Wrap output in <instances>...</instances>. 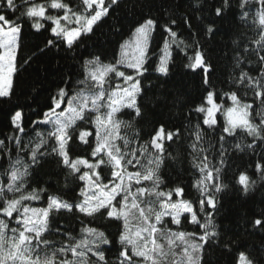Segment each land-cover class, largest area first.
I'll use <instances>...</instances> for the list:
<instances>
[{
    "label": "snow or ice",
    "instance_id": "obj_1",
    "mask_svg": "<svg viewBox=\"0 0 264 264\" xmlns=\"http://www.w3.org/2000/svg\"><path fill=\"white\" fill-rule=\"evenodd\" d=\"M120 4L0 0V100L12 99L17 75L39 59L37 52H76ZM189 8L199 21L193 31L192 15L181 17L189 37L172 16L163 24L143 18L119 45L118 58L105 62L90 54L82 59L80 78L62 77L63 86L38 119L26 123L24 106L11 110L13 134L0 139V264H212L210 250L217 247L230 264H264V244L254 252L215 221L230 173L232 187L245 196L264 187V0H189ZM229 18L247 32L232 39L225 91L213 82L211 52L196 37L214 38L218 22ZM158 28L160 54L151 47ZM26 29L48 35L43 47L25 57ZM150 56L156 57L152 64ZM177 60L185 76L199 77L203 92L183 114L187 124L172 125L157 119L156 107H186L179 88L171 97L166 91L151 109L141 98L145 73L170 78ZM173 145L185 149L197 174L195 199L184 198V186L168 188L162 178V166L179 158L169 151ZM76 148L84 154H75ZM46 164L79 181L75 200L40 186L38 170ZM41 200L44 206L33 205ZM64 212L79 221L76 234L58 222ZM242 219L246 232L264 234V207Z\"/></svg>",
    "mask_w": 264,
    "mask_h": 264
},
{
    "label": "trees",
    "instance_id": "obj_2",
    "mask_svg": "<svg viewBox=\"0 0 264 264\" xmlns=\"http://www.w3.org/2000/svg\"><path fill=\"white\" fill-rule=\"evenodd\" d=\"M211 3L212 0H207ZM188 13L192 15L193 31L199 25V21L195 19L197 14L191 13L189 8V0H121V4L112 14L105 18L101 25L95 29V34L91 38H87L85 43L74 53H65L52 50L47 55H40L39 59L30 61L28 65H24L15 80V94L10 101L0 100V139L5 136H11L12 129L9 123V113L16 106H24L28 120L39 118V114L49 104V98L56 89L62 85V77L72 76L73 80L80 78L82 59L89 58L91 55L99 54L102 58H106L105 62H111L119 56V45L129 39L134 26L141 22L143 18L148 16L155 17L160 24L167 22L172 16L182 25L177 29L181 31L185 37H189V31L183 27L181 17ZM219 31L214 38H201V42L210 50L213 63L215 65V76L213 82L225 91L228 90L224 81L228 76L231 68V49L232 39L240 31L247 32V29L238 28L237 24L231 18L218 22ZM249 39L254 38V33L248 32ZM47 33H35L33 30L26 29V35L23 41L22 54L26 57L37 46L43 47ZM163 44V34L157 29L153 33V41L151 47L159 53V48ZM156 60L155 56H150V64ZM147 79L143 81L146 94L141 98V102L146 108L151 109L155 105L156 100L162 98V94L166 91L171 97L177 88L183 93V101L186 107L183 109L170 106L159 105L156 107L157 119L171 121L172 125L181 123L187 124L183 119V114L188 108L195 103H199L203 89L199 82V77L185 76L184 70L177 60L173 68V74L170 78L159 77V74L152 72L151 69L145 73ZM219 121L222 123L223 118L217 114ZM121 119L128 120L130 116L122 115ZM195 123V121H193ZM145 130L151 129V124L144 123ZM147 138V137H146ZM211 139V137H208ZM27 141L28 137L24 138ZM214 143V140H213ZM169 151L173 155L179 153L178 159H169L165 166H162V178L168 188L177 185L185 187L186 199H195L199 194L192 187L197 174L190 168L188 156L183 147L173 145ZM75 154L83 155L84 152L80 148H76ZM239 163V161L237 162ZM7 167V165H4ZM3 169H0L2 172ZM48 173H53L49 175ZM38 175L43 182L40 186L47 187L48 192L59 194L64 199L73 201L78 197L80 183L75 177L67 175L64 171L54 169L51 165H45L38 170ZM2 178V177H0ZM233 177L229 174L230 188L221 194L222 209L220 214L215 217V221L221 230H227L228 236L233 233L237 234V238L242 245L248 246L254 252H259L262 244H264V234L251 233L245 231L243 216H251L253 210L257 207H264L260 201L264 198V187L251 194L245 196L239 193L236 188L232 187ZM35 187L36 185H32ZM34 206H44V201L33 202ZM59 223L75 229L73 234L79 231V221L75 220L71 214L64 212L57 216ZM55 227V225H53ZM174 227V226H173ZM188 230H195V226L187 225ZM115 232V227L111 228ZM55 239L56 237H49ZM212 256V264H230V256L226 252H222L220 247L215 248Z\"/></svg>",
    "mask_w": 264,
    "mask_h": 264
},
{
    "label": "rangeland",
    "instance_id": "obj_3",
    "mask_svg": "<svg viewBox=\"0 0 264 264\" xmlns=\"http://www.w3.org/2000/svg\"><path fill=\"white\" fill-rule=\"evenodd\" d=\"M230 103V102H229ZM227 106V105H226ZM219 114V113H218ZM223 118V117H222Z\"/></svg>",
    "mask_w": 264,
    "mask_h": 264
}]
</instances>
